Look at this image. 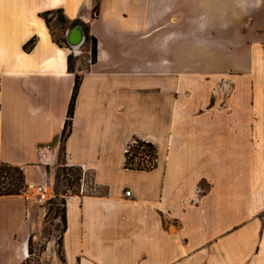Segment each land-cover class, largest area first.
Segmentation results:
<instances>
[{
  "label": "crops",
  "instance_id": "1",
  "mask_svg": "<svg viewBox=\"0 0 264 264\" xmlns=\"http://www.w3.org/2000/svg\"><path fill=\"white\" fill-rule=\"evenodd\" d=\"M95 2L0 0V161L30 189L52 181L63 151L95 186L66 194L64 264H264V47L255 71L219 84L236 67L218 69L229 49L207 26L221 14L232 29L210 12L220 0ZM57 8L96 37L94 62L85 40L68 68L72 47L40 15ZM134 136L156 145L155 167H125ZM37 213L27 192L0 195V264L27 259Z\"/></svg>",
  "mask_w": 264,
  "mask_h": 264
},
{
  "label": "rangeland",
  "instance_id": "2",
  "mask_svg": "<svg viewBox=\"0 0 264 264\" xmlns=\"http://www.w3.org/2000/svg\"><path fill=\"white\" fill-rule=\"evenodd\" d=\"M231 1L220 0V3L223 4L213 7L210 12H227L228 16L226 18H229L232 29L226 30L221 14L218 15L217 20H212V22L207 24L209 29L212 27L211 31L216 32V34L212 33L211 36L214 42L219 47H224V50L225 48L229 49L221 52L223 61L219 62L218 69H223L226 65L236 66L219 75V84L224 79L228 82L227 76L232 77L236 74H243L244 71L251 73L253 70L255 71L256 68L252 67L251 59L253 60L257 57L259 50L264 47V33H262V31L264 32V0H235V7H240V10H236L237 14L234 17L231 16L233 14ZM215 22L218 28L211 26ZM50 26L54 39L61 40L66 32V24L61 22L60 13L56 12L54 14ZM256 26L259 27L256 28ZM208 37L211 38L210 36ZM86 45L90 46V42L87 41L79 49L80 56L88 55ZM222 57L220 56V59ZM255 85V83H252V87ZM69 167L71 168L72 165L66 163L64 152L61 151L59 165L52 181H49L50 184L52 182L51 185H53V190H55L54 197L44 204H39L35 201V188L28 189L27 185L25 192L30 194V202L38 212L37 215L39 217L36 216L37 228L31 235V252H29V256L22 264H64L58 252L61 249L58 241H60V234L63 229V203L61 201L63 199L66 201L67 193L78 192L82 187L83 180L86 181L89 190H95L90 172H86L80 167L79 175L78 171L75 173V168L70 169ZM77 175L80 176L79 180L75 179ZM67 177H70L71 181H68ZM54 249L59 257L56 261H53Z\"/></svg>",
  "mask_w": 264,
  "mask_h": 264
},
{
  "label": "trees",
  "instance_id": "3",
  "mask_svg": "<svg viewBox=\"0 0 264 264\" xmlns=\"http://www.w3.org/2000/svg\"><path fill=\"white\" fill-rule=\"evenodd\" d=\"M98 7H99V0H96L94 5V12H97ZM56 12L61 14V22H64L66 24L65 29L74 27L75 25L78 24L84 27L85 40L86 42L87 41L90 42V56H91L90 60L91 62H94L97 59V39L95 36L89 34L88 26L84 24L80 19H73V20L68 19L63 13L62 9L57 8V9H49L40 13V15L45 19L49 27H51L50 23L52 17ZM36 40H37L36 37H32L31 39H29L24 44V48L27 50L32 48L35 45ZM57 41L66 42L65 35L62 37L61 40H57ZM75 60H76V55H74L73 52L68 54V68L71 71H74L75 69ZM80 83H81V75L79 73H76L73 91L68 106L67 117L62 131V140H65L72 130L76 98L79 92ZM157 158H158L157 147L153 142L134 136L127 144L124 165L125 167L132 169H151L157 165ZM71 168H75L76 169L75 173L78 171V174L80 175V171H81L80 167L72 166ZM79 175L76 176L75 178L76 180L80 179ZM67 179L68 181H71L70 177H67ZM26 188H27V183L25 180V173L23 168H21L19 165H14L0 161V195L22 194L25 192ZM61 202L63 203V207H62V222H63L62 231H63L66 226V217H65L66 201L65 199H63ZM31 240L32 237L29 238V252H31ZM58 244L60 245L61 248V237H60V241H58ZM58 252L60 253L61 260L64 263L65 259L61 253V249L58 250Z\"/></svg>",
  "mask_w": 264,
  "mask_h": 264
},
{
  "label": "built area",
  "instance_id": "4",
  "mask_svg": "<svg viewBox=\"0 0 264 264\" xmlns=\"http://www.w3.org/2000/svg\"><path fill=\"white\" fill-rule=\"evenodd\" d=\"M72 51L73 53H76L77 47L73 48L72 47ZM52 184V182H51ZM49 181H45L41 184L36 185L35 191V201L38 202L39 204H44L48 201H50L53 197H54V190H53V185H51ZM126 195H130L131 194V190L127 189L125 191Z\"/></svg>",
  "mask_w": 264,
  "mask_h": 264
},
{
  "label": "water",
  "instance_id": "5",
  "mask_svg": "<svg viewBox=\"0 0 264 264\" xmlns=\"http://www.w3.org/2000/svg\"><path fill=\"white\" fill-rule=\"evenodd\" d=\"M66 41L70 47L76 48L85 41V30L80 24L71 27L66 32Z\"/></svg>",
  "mask_w": 264,
  "mask_h": 264
}]
</instances>
